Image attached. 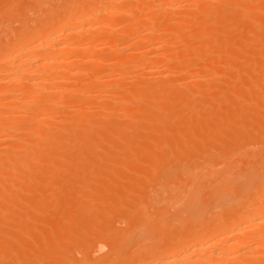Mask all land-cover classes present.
Here are the masks:
<instances>
[{
    "label": "rangeland",
    "instance_id": "obj_1",
    "mask_svg": "<svg viewBox=\"0 0 264 264\" xmlns=\"http://www.w3.org/2000/svg\"><path fill=\"white\" fill-rule=\"evenodd\" d=\"M34 1L35 0H32V1L31 0H4V1L0 0V34L3 31L2 35L5 36V37H2V35H0L1 37L0 39L1 40L3 39L2 40L3 42L0 40V50L2 47H3L2 50H4L5 49L4 47H6L4 45H7V43L8 45H10L11 42L9 41H12L13 37L16 38L19 35L18 30L22 32V35H25L26 32L29 30V27L42 26V25L44 26L45 24H48V22L51 21L52 18H54L52 15H54L55 12H57L58 10H59V13L58 12L56 13V15L58 14L57 17L62 16L63 14L62 10L64 9V6L67 5V4L64 5L65 3H68L67 1H70V2L72 1L75 4L77 3L82 4L83 2L84 4L82 5H86L91 0H83V1L76 0L77 2H75V0H36L35 2ZM37 1L40 4L37 3ZM138 1L139 3H137ZM177 1L178 2H176L177 5H175V8L173 7L171 9L170 8L167 9V11H165V14H162V15L161 14L159 15V13L157 12V15H156L157 18L159 17V19H161L162 24L165 25L161 27V29H159L156 32V34L158 37H162L163 33L164 34L167 33L165 37H167L166 39L168 40V41L166 40V42L163 43V41L159 39L158 41L159 44L157 45L156 43V45L158 47L160 45L159 51L161 53L170 52L171 54H175L173 55L174 58H170L171 60H166L168 62L166 61L162 62L161 59L160 60L158 59L159 56H163V55H160L161 53L157 50L159 48L156 49L157 53L152 50L154 53H156L159 56L151 52V50H150L151 53L145 52V50H147L145 46L146 44L144 45L142 44V42L138 43L140 41L137 42L135 39L136 36H137L136 38L138 39V36H139L138 34L140 32L141 34L145 32L143 27H141L142 29L141 30L139 26L137 27L139 31L141 30L140 32L138 31L139 33L132 34L133 37L131 36V38H128L130 36L129 35L127 37V40H126V36L121 37L122 39H119L120 37L118 39H114L115 42L113 44H116V45L119 44L116 47H119V46L121 47L122 45L120 43L122 42L123 46L130 47V50L132 48H136V50L138 51L142 50L141 53L143 55L145 52V53H148V54H145L146 56H148L149 54H151L150 56H156L155 59L157 58L159 63L158 61L157 63L156 61L154 62V59L152 58L154 63H150L151 65L149 64V62H148V65L142 64V66L144 65V67L145 66H149V67L143 68L141 66L140 69L139 68L137 69L135 67H137L138 64L135 63L136 64L134 65L135 67L132 68L133 63L129 65H127V63H131V61L134 62L133 60L135 58L134 57L133 59H131V61L125 62V65H127L126 68L123 65V68H125L126 71H123L124 69L122 71H114L116 73L114 74V76L112 75L113 77L111 78H115V81L119 79L121 83H119V80L117 81V83L115 81L114 83L112 82V84L114 85L110 86L109 88L110 91L107 88H106V91L104 88L103 90L99 88H95L94 93L100 94V96L98 95L100 98H97V99L93 98V100L86 99L87 101L84 99L83 93L81 94V92H83L84 90L82 85L85 83V82L83 83V81L86 76L85 75L84 76H81V75L74 76L71 79H69V82H68L69 87H73L74 89L72 90L67 86L68 90L66 92L68 93L64 94L65 97L64 98L62 97L63 98L62 106L58 107V110L60 108L63 110L67 107L65 110H63V111H66V110L67 111L64 112V115L62 114L63 111L62 113L60 111L58 115L54 113L53 115L55 116H52L50 117V119H47V121L41 123V126L43 127V129L42 127L41 129L44 131V132L42 131L43 136L41 135L42 132L40 131H39L40 133L38 132L39 134L36 132H32V131H27V133H22L23 132L22 128H20L21 130L20 129L18 130L17 128L16 129V131L18 130L16 132L17 134L14 135V137L11 136L12 138L9 137V139H7L6 134L2 133V135L0 136V151L2 152L3 149L5 150V148H7L6 150L7 152H9L11 150H15V147L17 148L16 150L22 149L17 153V154L21 153L18 156L19 157L18 161L19 160L22 161L20 156L25 157L24 155H26V160H24L25 158L23 160L24 162L27 161L28 164L26 165L27 167L22 165V167L25 169L18 167L22 169L21 171L20 169L18 171V169L16 168L18 174L17 173L15 174L14 172L16 171L14 169H12V171L14 170V172H11L10 168L9 169L6 168L10 162L8 161L9 163H7L6 162L7 160H2L0 158L1 159L0 163H2L3 161V164H0L1 165V168H0L1 169L0 170V188H1L0 189V201H2L0 202V264H35V263L36 264H72V263L73 264L74 263L75 264H121V263L122 264H143V262L145 263V261L147 262L148 259L151 260L153 258L151 256L152 254L155 255L157 252L160 251V249L163 246H166V244L167 245L170 244L172 242L174 234H175L174 236L175 238L176 235L179 236L183 232H185L186 229L187 230L189 229L187 224L185 226L184 221L182 223L179 221L175 222L176 220L170 219L171 220L170 224H168L169 222L168 219L170 218V216L172 215L174 216L176 211L175 210L171 211L172 214H170L168 212L166 213V211L173 210V209L167 210L163 208L164 200L166 201V199L168 198V193L165 191V188L162 186V184H164V180L165 182L167 181V178H168V181L169 179H171L170 182L172 183L173 186H175L174 184L179 185L181 180L176 174H175V177L173 176V178L172 176L166 177L165 173L160 172L162 171V170H159L160 166H163L164 164H167V163H174V164L177 163L176 165L179 164L178 166L180 167H183V165L185 166L190 165L193 167L200 166V165L202 166L209 165V167H212V168L214 167L213 169H217L215 171H218V170L220 171L221 169L224 168V165L221 162L227 157L231 159L233 164L236 163V166H237L235 167L236 172H238L239 170L242 171L248 167L259 166V165L264 166V149H263L264 148V141H263L264 140V119H263L264 113H261V112H264V103H263L264 102V89H263L264 87V77H263L264 76V73H263L264 71V59H263L264 58V0H239V1L238 0H207V1L205 0V2L204 0L202 1L200 0V2L202 3L204 2L205 4L208 5L206 6L203 3L204 7L206 6L205 7L206 10L211 7L214 9H217L215 13H213V11L206 12V10L205 11L198 10L200 6L199 7L197 6V8L195 7V5H192L193 7L192 6L189 7L188 5L185 4L187 3L186 0L185 1L177 0ZM140 2H142L144 5L146 3H149L150 0L149 1L148 0H145V1L144 0H136V1L135 0H122L121 2H119V5L121 4L120 7L121 8L124 7L125 9H127L126 7L128 6L129 10H131L132 8H134L133 6H135V8L132 9V11L135 13H139V11L142 8V7L141 8L139 7L141 6ZM21 4L22 6H20ZM209 4H212V5L209 6ZM237 6L239 9L240 8L241 10L243 9L241 12L242 14L240 13L241 10L239 11L236 10ZM48 8L51 10H49ZM50 11L52 12V14ZM233 11L235 13H233ZM47 12L49 13V15ZM194 12L197 14L199 13V15L197 16H200V17L195 16L196 14ZM121 14H119V16L118 15L113 16V17L111 16L113 20L117 21L118 19V22H115L116 29H122L123 27L126 28L129 26L128 23L130 22L129 21L130 19H128V17L124 18L125 17L124 15L127 16L128 14L125 12H124V15H121ZM50 15L52 16V18ZM128 16L130 17V15ZM48 17H50L51 19L49 20ZM131 17H132L131 19L133 20L135 19L134 16L131 15ZM120 18L122 20H120ZM123 18H124V22H123ZM45 19L47 20V22H45L46 21ZM136 19H139V18H136ZM142 19L140 18V20H134V21L135 22L139 21L138 23L140 25H143V22H145V20H142ZM39 21L40 23L43 22L42 25L41 24L39 25ZM178 21L179 23H184L178 26V28L180 27L179 29L177 28V26L175 27L174 25ZM203 22L208 23V25L206 23H205L206 25H204ZM188 23L190 24V26L191 25L192 26L190 27L189 25H187ZM32 24L33 26H31ZM201 26H204V27H201ZM7 28L8 30H6ZM190 28H192L193 30ZM174 30L178 31L180 35L179 34L175 35L177 33L175 32L174 34ZM110 35L111 34H109L108 36ZM170 36H173V37H170ZM200 38L203 41L199 40ZM187 39H189L190 41L189 40L186 41ZM129 40L132 42L130 43ZM197 40H199L200 42ZM124 41L126 44L123 43ZM160 41L162 44L160 43ZM169 41H172V43ZM175 41L176 43H173ZM195 41L197 42L195 43ZM113 44H111V42H108L105 44L102 41H100L99 43L100 53L98 54L101 55L102 59L105 58L106 60L104 59V61H102V64L101 63H98V65L94 64L92 66L93 68H90L91 67L90 66L89 68L91 70L93 69L95 72H97V74L99 73L100 75L101 74L104 75V73H106L105 75H107L106 71H109L110 69L111 71H113L114 69L113 67L115 66L114 62L116 61L114 57L118 58V56H116L118 50L115 49L114 47V49L117 51L116 53H115V50L113 51ZM106 47H108L109 49L108 48L106 49ZM109 50L110 51L112 50V53ZM127 50H129V48H127ZM240 52H242L243 54H241ZM142 54L141 56L137 57V59L140 57L144 58ZM183 57L185 59H183ZM121 58L123 57H120V59ZM160 58H163V57H160ZM138 60L139 61H136V62L141 63L140 62L141 59H138ZM146 61L147 60H145V63ZM109 63H113L114 66L113 65L111 66V64ZM117 64H119V62ZM163 66H164V70H163ZM180 66L186 67L187 71L184 72L186 68L180 69L181 68ZM176 68L177 70L180 69L179 70L180 73H178L179 75L177 74ZM93 70L92 72L94 73ZM146 71L150 73L146 74ZM181 71L184 74L187 73L185 74L186 77H184L185 76L184 74L182 75ZM258 74H259V77H258ZM187 75H190V77ZM151 76H153L154 78L152 77L153 78L152 79ZM106 77L110 78V76L108 75ZM143 77H145L146 80H144ZM185 78L186 79L189 78L191 81L189 79H187L188 80L187 81ZM147 79H149V83ZM185 80L187 81L185 84H189V82H191V84L189 86L188 85L184 86L185 84L183 85L182 83ZM215 82H217V84ZM115 84H117L116 86H118L119 84L118 89L113 88L115 87ZM246 87H248V90ZM212 91H215V92H212ZM102 92L103 93L107 92L106 94H108L109 97H106L108 95H105ZM102 94L104 95V98H101V96L103 97ZM142 94H144V96ZM126 95L128 97H126ZM48 96H51V95H48ZM249 96H251V98H249ZM64 99H65V102H64ZM82 99L85 100V104L83 103L84 104L83 107L81 105ZM98 99L100 102L98 101ZM174 101L177 104H175ZM96 102H99V104H97ZM244 102H246V106ZM241 103H244L242 104V108H240ZM118 104H120L119 108H118ZM170 106L171 107L173 106V107L171 108ZM180 106L181 107L184 106L182 107L184 110ZM227 106L228 107L230 106L229 108L232 107V110L229 111V108ZM102 108L103 110H101ZM177 108H181V109H177ZM249 108H252V110ZM82 110L86 112L88 111L90 113L87 112L88 115L86 114L84 116V119L79 121L78 114H80V111ZM214 110L216 112H214ZM108 111H110L111 113L110 114L106 113L107 115L106 116L104 112H108ZM158 112H160L159 114L161 115H159ZM242 112H244L243 113L244 117L242 116ZM249 113L252 117L249 115ZM187 114L189 117L186 116ZM67 115L70 116V119H69V116ZM163 115L165 116L164 119H163L164 117ZM175 117H177V119ZM178 117H179V120H178ZM256 117L259 118V120H256ZM56 118L58 119L56 120ZM66 118L69 120H67ZM195 118L198 120H196ZM208 118L209 119L211 118V119L209 120ZM212 118L214 120H212ZM219 119H221L222 121ZM62 120L64 121L66 120L65 121L67 125L66 127L64 126L65 123ZM75 121H79V122H75ZM247 121L248 123H246ZM59 122H61V124ZM156 122L157 124L155 125L154 123ZM228 122H231V123H228ZM233 123L234 125H230ZM223 124H225V126ZM55 125L57 126L58 129L56 128ZM54 126L56 130L55 128H53ZM213 126L215 129L216 128L217 129L215 130ZM46 127L50 128L49 131L45 130L47 129ZM59 129H61V131ZM236 130L239 133V135H241L240 138ZM198 131L201 132V134ZM213 134H215V137ZM217 134L220 137L218 139L216 138ZM236 134L238 136L237 138L243 139V140L241 141L239 140L240 141L239 142L238 139L236 138ZM47 135H49L50 137ZM39 136L43 138L44 141H41L42 139ZM180 136L181 138H183L182 139L183 141L181 140ZM38 137L40 140L38 139ZM46 137L49 138V140H47L46 142V144L49 143L48 144L49 146L45 144V139H48ZM177 137H179L178 140L176 139ZM221 137L223 139H226L227 141L223 142V139ZM14 138L19 141L15 140ZM192 139L194 140V142H196V140L197 141L199 140L198 141L199 143L196 142L194 144ZM14 140L19 142L20 145H18L17 142L15 143ZM117 141H120V142H117ZM228 142L229 144H227ZM96 143L98 144V146H96L97 145ZM25 144H28L27 147L29 148V151L27 147H26V150L23 151V148L25 149ZM29 144H33L31 148ZM34 144L36 147H38V149L34 146ZM231 144H232V147H231ZM216 145H218V147ZM9 146L12 147V149ZM109 147L112 150L114 149V151L112 152V150ZM154 148L157 154H159V156H162V158L159 157L155 153ZM160 148H162L161 149L162 151L159 150ZM240 148H241V151H239ZM70 149L72 151H70ZM85 149L87 152L85 151ZM183 149H186V150L183 151ZM27 152H29L28 154H31L32 157L29 156ZM101 152L104 154H102ZM178 152H180L181 154ZM22 153H24L23 156H22ZM1 154L3 155V153ZM172 154H174L175 157L174 155L172 157ZM184 154H187V155H184ZM179 155H181L182 157H179ZM4 156L2 157L3 159L5 158ZM81 156L83 159L81 158ZM166 158L168 160H166ZM27 159H30V160L28 161ZM31 159L33 160L34 163L31 162L32 161ZM85 160L86 162H84ZM158 160L162 164H159ZM30 163L32 166L30 165ZM157 164L158 166H156ZM2 165L6 169H8L7 170L8 173L4 172V170L6 171V169L2 168ZM116 165L117 166L119 165V166L117 167ZM154 168L156 172H153ZM87 170L90 172H87ZM106 170L107 171L110 170L112 171V173L110 171L108 173ZM56 171L58 172L56 173ZM2 172H4L5 174L7 173V174L5 175ZM9 172L13 174H10ZM151 172L154 173V175ZM20 173L22 175H20ZM134 173L136 174L134 175ZM146 173H149V174H146ZM14 174L17 175V178L14 177L15 176ZM113 174L116 175V177ZM240 174H241L240 175L241 177L242 173ZM12 178H13V181L14 182L16 181L17 183L16 182L14 183L11 180ZM175 178L177 179L176 181H175ZM19 179L22 181V184H20L21 182ZM106 181H107V184H106ZM5 185L6 186L8 185V186L6 187ZM12 186L14 189L10 188ZM261 188H264V185L260 187V189ZM57 189L58 191H56ZM157 189H159V191ZM255 190L253 192H255ZM163 192L165 194L167 193L166 196L165 195L163 196L164 199L159 197L160 194L162 195L164 194ZM149 193L150 194L155 193L153 195L154 197L155 195L156 196L158 195V197H156L157 200L156 198L150 200V198L151 197L153 198V196L151 194V197H149L150 196ZM233 193L235 195L232 194V196H234L232 200L235 199V197L237 196L239 197L241 196V195H238L241 192L239 189H237V187H236V191H234ZM248 193L250 194V192ZM38 194L40 195L38 196ZM243 195H247V194H243ZM227 196L231 198V196L229 195ZM204 199L207 202H210L212 200V198L209 197L208 194L204 196ZM18 201L21 203L20 205L19 203H17ZM89 201H90V204H89L90 206L88 205ZM151 201L153 202L154 205H150L152 204ZM228 202L231 203L232 201H228ZM230 203H228L227 206L224 205V207L216 205L218 208L217 207L212 208L211 211L213 212L212 214H210L211 211L210 213H208L210 215H207L208 216L207 220L210 219L212 222V219H213V222L216 221L215 219H217V215L222 214L223 208H224L223 215H228L229 214L228 212L229 211L231 212L233 210V208L232 210L230 209L233 206V205L231 206ZM95 208L97 211L95 210ZM159 208L160 210L158 212ZM225 208H227V210ZM91 210H93L94 212ZM161 211H163L162 214H160ZM82 212H85L87 215ZM157 213L160 215H157ZM106 216L107 217L109 216V217L107 218ZM163 216L166 218H164ZM210 216L212 217L210 218ZM26 217L29 219H27ZM63 219L65 220L66 223L63 221ZM97 219H98V222H97ZM209 221L207 222L203 221L202 223L205 222L209 224L210 223ZM52 223L53 225H51ZM165 223H167V225ZM154 224H156L157 226L156 225L154 226ZM195 224L198 225V223H195ZM49 228H50V232H49ZM14 229L16 230L14 231ZM67 231L68 233L70 232V234H68ZM21 233H24V234H21ZM2 234L5 236H3ZM115 235L116 237L117 236L118 237L117 238L114 237ZM166 240L167 241L169 240L170 242H167ZM66 241H69V242H66ZM161 244L163 245L161 246ZM135 245L137 246L139 245V246L137 247ZM161 252L163 253V250ZM148 254L152 258L150 257L146 259V256ZM155 256L154 258L158 257V256L156 257ZM59 258H62V259H59Z\"/></svg>",
    "mask_w": 264,
    "mask_h": 264
},
{
    "label": "bare ground",
    "instance_id": "obj_2",
    "mask_svg": "<svg viewBox=\"0 0 264 264\" xmlns=\"http://www.w3.org/2000/svg\"><path fill=\"white\" fill-rule=\"evenodd\" d=\"M4 1V0H3ZM32 1V0H31ZM36 1V0H35ZM34 1V2H35ZM83 1V0H82ZM122 0H91L89 1L86 5H82L84 4L82 2L81 3H72L70 1H67L68 3H65L64 5V9L62 16H58L56 15V13H59V10L57 12H55L54 15H52L54 18L48 17V19L51 21L48 22V24H45L44 26L42 25V23H40L39 21V25L41 24L42 26H33V24L31 26L33 27H29V30L26 32L25 35H22V32L19 31V35L14 38L11 42L10 45H4L6 47H4L5 49H3L2 45H1V50H0V136L3 134H6L7 139L12 138L11 136L14 137V135H16L17 131L22 128V133H27V131H32V132H36L38 133L39 131L42 132L43 127L41 126L42 122L47 121V119H50V117L55 116L53 115L54 113H56V115H58L61 111L65 110V109H59V106H62V100L65 97L64 94L68 93L66 92L68 90L67 86L69 87V79H71L74 76H86L84 81H83V92H81V94L83 93L84 99L86 100H90L93 98L97 99L100 98V94H96L94 93V89L95 88H99L105 89L106 88L109 89L110 86L114 85L112 84V82L114 83L115 78H111L114 76V74L116 72L114 71H126V67L129 64H132V68H134L136 64H138L137 67L135 68H141L142 64L144 65H148L150 63H154L156 61H158V59L163 62H165L166 60H171L170 58H174L173 55L175 54H171L170 52H160V45L159 47L157 46L159 43V39L164 42H166V38L165 35H167V33H163L162 37H158L156 32L161 29V27L165 26L164 24H162L161 19H159V17L157 18V12L159 13V15L161 14H165V11H167V9H171V8H175L176 2H178L177 0H150L149 3H146L143 5L142 2H140L141 6H139L141 8V10L139 11V13H135L132 11V9L135 8V6H133L134 8H132L131 10H129L128 6L126 7L127 9H125L124 7H120L119 2H121ZM136 1V0H135ZM145 1V0H144ZM149 1V0H148ZM181 1V0H180ZM185 1V0H183ZM187 3H185L186 5H188L189 7L192 5H195V7L197 8V6L199 7L198 10L201 11H205L206 10V6H208L207 4H205V0H204V4L206 5L204 7L203 3L200 2V0H186ZM202 1V0H201ZM207 1V0H206ZM239 1V0H238ZM6 2V1H5ZM4 2V3H5ZM8 2V1H7ZM28 2V1H27ZM52 2V1H51ZM75 2H77L75 0ZM246 2V1H245ZM21 3V2H20ZM19 3V4H20ZM32 3V2H31ZM37 3H39L37 1ZM133 3V2H132ZM139 3V1L137 2ZM199 3V4H198ZM202 3V4H201ZM208 3V2H207ZM214 3V2H213ZM262 3V2H261ZM40 4V3H39ZM45 4V3H44ZM219 4V3H218ZM239 4V3H238ZM246 4V3H245ZM2 5V4H1ZM31 5V4H30ZM212 4H209V6H211ZM3 6V5H2ZM22 6V4L20 5ZM32 6V5H31ZM43 6V4H42ZM250 6V5H249ZM29 7V6H28ZM45 7V6H44ZM49 7V6H48ZM193 7V6H192ZM225 7V5H224ZM227 7V6H226ZM50 8V7H49ZM48 8V9H49ZM124 8V9H123ZM232 8V7H231ZM21 9V8H20ZM46 9V8H45ZM61 9V8H60ZM221 9V8H220ZM234 9V8H233ZM261 9V8H260ZM51 10V9H49ZM53 10V9H52ZM136 10V9H135ZM196 10V9H195ZM217 9L214 8H209L206 10V12H212L215 13ZM236 10H241V8L239 9L238 6L236 8ZM243 10V9H242ZM242 10L240 11V13L242 12ZM40 11V10H39ZM42 11V10H41ZM197 11V10H196ZM195 11V12H196ZM221 11V10H220ZM223 11V10H222ZM27 12V11H26ZM37 12V11H36ZM43 12V11H42ZM51 12V11H50ZM124 12L127 13L128 15H130V17L127 15H124ZM194 12V13H195ZM48 13V12H47ZM62 13V12H61ZM122 13V14H121ZM233 13H235L233 11ZM27 14V13H26ZM52 14V12H51ZM119 14L124 15L126 17H128V19H130L129 21V26L126 28H122V29H116V23L118 22L116 20H113L112 17L113 16H119ZM197 15H199V13H195ZM227 14V12H226ZM242 14V13H241ZM49 15V13H48ZM56 15V17H55ZM132 16L135 17L134 20H140V18H144L142 20H145V22H143V25H140L138 22H135L133 19H131ZM201 15V14H200ZM203 15V14H202ZM219 15V14H217ZM34 16V15H33ZM112 16V17H111ZM216 16V15H215ZM214 16V18H215ZM232 16V15H231ZM28 17V16H27ZM26 17V18H27ZM111 17V18H109ZM200 17V16H197ZM196 17V18H197ZM208 17V16H207ZM221 17V16H220ZM29 18V17H28ZM35 18V17H34ZM124 18H123V22H124ZM139 18V19H136ZM165 18V17H164ZM181 18V17H180ZM217 18V17H216ZM178 19V18H177ZM194 19V18H193ZM207 19V18H206ZM28 20V19H27ZM46 20V19H45ZM44 20V21H45ZM120 20H122L120 18ZM133 20V21H132ZM30 21V20H29ZM42 21V20H41ZM47 22V20L45 21ZM44 22V23H45ZM168 22V21H167ZM182 22V20H181ZM184 22V21H183ZM191 22V21H190ZM30 23V22H29ZM120 23V22H119ZM138 23V24H137ZM179 25H178V24ZM175 25V27L180 26L181 24L184 23H179V21L177 22ZM187 23V22H186ZM196 23V22H195ZM194 23V24H195ZM204 25H208V23L203 22ZM206 23V24H205ZM118 24V23H117ZM213 24V23H212ZM231 24V23H230ZM138 25V26H137ZM172 25V23H171ZM187 25L190 26V24L188 23ZM227 25V24H226ZM238 25V24H237ZM257 25V24H256ZM140 26L143 27V29L145 30L144 33L141 34V30L139 31V29L137 27ZM187 26V27H189ZM192 26V25H191ZM190 26V27H191ZM213 26V25H212ZM220 26V25H219ZM258 26V25H257ZM17 27V26H16ZM22 27V26H21ZM194 27V25H193ZM204 27V26H201ZM207 27V26H206ZM214 27V26H213ZM25 28V27H24ZM23 28V30H24ZM119 28V26H118ZM166 28V27H165ZM170 28V26H169ZM180 28V27H179ZM178 28V29H179ZM4 29V28H3ZM137 29V30H136ZM192 29V28H190ZM8 30V28L6 29ZM22 30V31H23ZM164 30V29H163ZM193 30V29H192ZM201 30V29H200ZM199 30V31H200ZM140 33H139V32ZM162 31V30H161ZM181 31V30H180ZM197 31V30H196ZM3 32V31H2ZM2 32L0 35H2ZM167 32V31H166ZM175 32L177 34H175ZM18 33V32H17ZM16 33V34H17ZM21 33V34H20ZM134 33H139L138 35V39L135 37L136 41H140L138 43L142 44H146V49L145 52H156L157 49L160 53V55L163 56H159L156 54L157 56H159V58L155 59L156 56H150L151 54H149L148 56H146L144 52V55L141 53L142 50L138 51L136 50V48H132L130 50V47L128 46H123L122 42L120 43L122 46L120 47H116L118 45L113 44L115 42L114 39H122L121 37H125L126 36V40L127 37L131 38V36L133 37L132 34ZM182 33V32H181ZM197 33V32H196ZM109 34H111L110 36H108ZM174 34L178 35L179 32L174 30ZM203 34V33H202ZM8 35V34H7ZM180 35V34H179ZM186 36V35H185ZM199 36V35H198ZM197 36V37H198ZM247 36V35H246ZM2 37H5L2 35ZM169 37V36H168ZM173 37V36H170ZM175 37V36H174ZM178 37V36H177ZM176 37V38H177ZM196 37V38H197ZM204 37V36H203ZM1 38V37H0ZM174 38V39H176ZM134 39V40H135ZM205 39V38H204ZM207 39V38H206ZM1 40V39H0ZM3 40V39H2ZM1 40V41H2ZM133 40V41H134ZM170 40V39H169ZM189 39H187L186 41H188ZM199 40H202L201 38ZM197 40V41H199ZM209 40V39H208ZM100 41H102L103 43H108L111 42V44H113V51L115 49V53L117 51L116 56H118V58H115V66L113 65V63H109L111 64V66L113 65L114 69L113 71H111V69L107 72V75L110 76V78L106 77L107 75H105L106 73L103 74H97V72L94 71V74L92 72V70L90 68H93L92 66L98 65V63L102 64V61H104V59H102L101 55L98 54L99 52V43ZM130 41V40H129ZM168 41V40H167ZM174 41V40H173ZM181 41V40H180ZM185 41V40H183ZM190 41V40H189ZM195 41V43L197 42ZM203 41V40H202ZM201 41V42H202ZM206 41V40H205ZM3 42V41H2ZM1 42V43H2ZM5 42V41H4ZM120 42V41H119ZM132 41H130L131 43ZM172 43V41H169ZM200 42V41H199ZM215 42V41H214ZM117 43V42H116ZM125 43V41L123 42ZM157 43V45H156ZM161 43V41H160ZM170 43V44H171ZM173 43H176L173 42ZM190 43V42H188ZM194 43V42H193ZM260 43V42H259ZM258 43V44H259ZM6 44V43H5ZM126 44V43H125ZM162 44V43H161ZM186 44V43H185ZM212 44V43H211ZM252 44V43H251ZM115 45V46H114ZM132 45V44H131ZM192 45V44H190ZM205 45V44H204ZM242 45V44H241ZM130 46V45H129ZM143 46V45H142ZM144 46V48H145ZM186 46V45H185ZM183 46V47H185ZM194 46V45H193ZM200 46V45H198ZM101 47V46H100ZM115 47V49H114ZM175 47V46H174ZM190 47V46H189ZM188 47V49H189ZM214 47V46H213ZM247 47V46H246ZM108 47H106L107 49ZM127 48H129V50H127ZM171 48V47H170ZM204 48V47H203ZM105 49V50H106ZM109 49V48H108ZM141 49V48H140ZM187 49V51H188ZM206 49V48H205ZM214 49V48H213ZM219 49V48H218ZM153 50V51H152ZM162 50V48H161ZM165 50V49H164ZM197 50V49H196ZM204 50V49H203ZM215 50V49H214ZM217 50V49H216ZM107 51V50H106ZM110 51V50H109ZM144 51V50H143ZM239 51V50H238ZM251 51V50H250ZM104 52V51H103ZM112 53V50L110 51ZM150 52V53H151ZM186 52V51H185ZM198 52V51H197ZM220 52V51H218ZM152 53V54H153ZM241 54H243L242 52H240ZM239 53V54H240ZM103 54V53H102ZM142 56L144 58H138L141 59V63L136 62L139 61L137 59V57ZM199 54V53H198ZM135 55V56H134ZM138 55V56H136ZM172 55V57H171ZM200 55V54H199ZM191 56V55H190ZM189 56V57H190ZM201 56V55H200ZM206 56V55H204ZM120 57H123L120 59ZM135 57V58H134ZM163 57V58H160ZM242 57V55H241ZM134 58V59H133ZM154 62H153V59ZM191 58V57H190ZM189 58V59H190ZM193 58V57H192ZM200 58V57H199ZM258 58V57H257ZM263 58V57H262ZM121 61H119V60ZM131 59L134 60L131 61ZM137 59V60H136ZM164 59V60H162ZM182 59V58H181ZM183 59H185L183 57ZM188 59V58H187ZM195 59V57H194ZM204 59V58H203ZM264 59V58H263ZM106 60V59H105ZM124 60V61H123ZM145 60L146 63H145ZM230 60V59H229ZM131 61V63H127V65H125V62H129ZM160 61V62H161ZM237 61V60H236ZM119 62V64H117ZM143 62V63H142ZM168 62V61H166ZM244 62V61H243ZM136 63V64H135ZM159 63V61H158ZM246 63V62H245ZM108 64V65H109ZM166 64V63H165ZM186 64V63H185ZM210 64V63H209ZM123 65L125 66V68H123ZM142 66L143 68H147L149 66ZM151 65V64H150ZM158 65V64H157ZM91 66V67H90ZM178 66V65H177ZM90 67V68H89ZM181 67V66H180ZM152 68V67H151ZM158 68V67H157ZM182 68H186V67H181ZM220 68V67H219ZM261 68V67H260ZM101 69V68H100ZM180 69L177 70V74L180 73ZM189 69V68H188ZM213 69V68H212ZM226 69V68H225ZM245 69V68H244ZM99 70V69H98ZM153 70V69H152ZM162 70V69H161ZM163 70H164V66H163ZM208 70V69H207ZM234 70V69H233ZM252 70V69H251ZM105 71V70H104ZM133 71V70H132ZM135 71V70H134ZM157 71V70H156ZM183 71V70H182ZM181 71L182 75L184 74ZM187 71L184 70V72ZM226 71V70H225ZM99 72V71H98ZM114 72V73H112ZM153 72V71H152ZM202 72V71H201ZM208 72V71H207ZM210 72V71H209ZM213 72V71H212ZM231 72V71H230ZM124 73V72H123ZM150 73L146 71V74ZM164 73V72H163ZM192 73V72H190ZM236 73V72H235ZM264 73V71H263ZM187 74V73H185ZM184 74V75H185ZM216 74V73H215ZM237 74V73H236ZM113 75V76H112ZM154 75V74H153ZM179 75V74H178ZM181 75V74H180ZM90 76V77H88ZM190 77V75H187ZM214 76V75H212ZM218 76V75H216ZM226 76V75H225ZM235 76V74H234ZM105 77V78H104ZM128 77V76H127ZM153 76H151L152 78ZM186 77V75L184 76ZM192 77V76H191ZM206 77V76H205ZM209 77V76H208ZM259 77V74H258ZM264 77V76H263ZM89 78V79H87ZM117 78V77H116ZM154 78V77H153ZM152 78V79H153ZM207 78V77H206ZM236 78V77H235ZM245 78V77H244ZM78 79V78H77ZM129 79V78H128ZM144 80H146L145 77H143ZM150 79V78H149ZM149 79H147L148 83H149ZM186 79V78H185ZM189 79V78H187ZM186 79V80H187ZM226 79V78H225ZM260 79V78H259ZM81 80V79H80ZM117 80V79H116ZM119 80V79H118ZM117 80V81H118ZM143 80V81H144ZM155 80V79H154ZM184 81L182 84L184 85L187 81ZM190 80V79H189ZM117 81H115L117 83ZM122 81V80H121ZM153 81V80H152ZM191 81V80H190ZM208 81V80H207ZM206 81V82H207ZM230 81V80H229ZM257 81V80H256ZM263 81V80H262ZM177 82V81H176ZM193 82V80H192ZM195 82V81H194ZM258 82V81H257ZM260 82V81H259ZM119 83L120 80H119ZM178 83V82H177ZM217 84V82H215ZM239 83V82H238ZM242 83V82H241ZM123 84V83H122ZM191 82H189V84H185L186 85H190ZM212 84V83H211ZM220 84V83H218ZM71 85V84H70ZM117 84H115V87L113 88H117L118 86H116ZM157 85V84H155ZM225 85V84H224ZM249 85V84H248ZM255 85V84H253ZM260 85V83H259ZM258 85V86H259ZM263 85V84H262ZM146 86V85H145ZM171 86V85H170ZM251 86V85H250ZM139 87V86H138ZM179 87V86H178ZM181 87V86H180ZM235 87V86H234ZM232 87V88H234ZM257 87V86H256ZM70 89H74L73 87H69ZM76 88V87H75ZM122 88V87H121ZM126 88V86H125ZM231 88V87H230ZM248 90V87H246ZM252 88V87H251ZM255 88V87H254ZM69 89V90H70ZM77 89V88H76ZM120 89V88H119ZM139 89V88H137ZM209 89V88H208ZM242 89V88H241ZM264 89V87H263ZM98 90V89H97ZM114 90V89H113ZM116 90V89H115ZM252 90V89H251ZM254 90V89H253ZM258 90V89H257ZM76 91V90H75ZM101 91V90H100ZM108 91V90H107ZM110 91V89H109ZM108 91V92H109ZM196 91V90H195ZM241 91V90H240ZM72 92V91H71ZM70 92V93H71ZM99 92V91H98ZM215 92V91H212ZM100 93V92H99ZM103 93V92H102ZM107 93V92H106ZM105 92L103 94H106ZM114 93V91H113ZM112 93V94H113ZM123 93V92H122ZM247 93V92H246ZM254 93V92H253ZM259 93V92H258ZM102 94V95H103ZM51 95V96H48ZM99 95V96H98ZM144 96V94H142ZM148 95V94H147ZM170 95V94H169ZM187 95V94H186ZM189 95V94H188ZM232 95V94H231ZM139 96V95H138ZM196 96V95H195ZM63 97V98H62ZM106 97H109L106 96ZM126 97H128L126 95ZM134 97V96H133ZM185 97V96H184ZM214 97V96H213ZM255 97V96H254ZM101 98H104L101 96ZM135 98V97H134ZM202 98V97H201ZM209 98V97H208ZM219 98V97H218ZM235 98V97H234ZM249 98H251V96H249ZM67 99V98H66ZM82 99V107L85 104V100ZM133 99V98H132ZM187 99V98H186ZM207 99V97H206ZM223 99V98H222ZM263 99V98H262ZM86 100V101H87ZM130 100V99H129ZM224 100V99H223ZM99 101V99H98ZM201 101V100H200ZM222 101V100H221ZM229 101V100H228ZM242 101V100H241ZM262 101V100H261ZM65 102V99H64ZM100 102V101H99ZM99 102H96L97 104H99ZM115 102V101H114ZM161 102V101H160ZM159 102V103H160ZM190 102V101H189ZM227 102V101H226ZM84 103V104H83ZM158 103V102H157ZM175 103V101H174ZM188 103V102H187ZM216 103V102H214ZM235 103V101H234ZM245 106H246V102ZM241 103V107L242 108V104ZM261 103V102H260ZM264 103V102H263ZM114 104V103H113ZM125 104V103H124ZM177 104V103H175ZM182 104V103H181ZM250 104V103H249ZM253 104V103H252ZM251 104V105H252ZM80 105V106H81ZM115 105V104H114ZM167 105V104H166ZM185 105V104H184ZM202 105V104H201ZM221 105V104H220ZM179 106V105H178ZM193 106V105H192ZM120 107V104H118V108ZM160 107V106H159ZM171 107V106H170ZM173 107V106H172ZM171 107V108H172ZM181 107V106H180ZM184 107V106H182ZM181 107V108H182ZM205 107V106H204ZM220 107V106H219ZM228 107V106H227ZM230 107V106H229ZM228 107V108H229ZM235 107V106H233ZM248 107V105H247ZM117 108V107H116ZM181 108H177V109H181ZM188 108V107H187ZM209 108V107H208ZM82 109V108H81ZM183 109V108H182ZM206 109V108H205ZM234 109V108H233ZM252 110V108H249ZM248 109V110H249ZM103 110V108L101 109ZM108 110V109H107ZM110 110V109H109ZM125 110V109H124ZM184 110V109H183ZM189 110V109H188ZM192 110V109H191ZM190 110V111H191ZM216 110V109H215ZM214 110V112H216ZM218 110V109H217ZM232 110V107L229 108V111ZM245 110V109H243ZM257 110V109H256ZM67 111V110H66ZM63 111V115L64 112ZM144 111V110H143ZM147 111V110H146ZM171 111V110H170ZM182 111V110H180ZM193 111V110H192ZM235 111V110H233ZM237 111V110H236ZM263 111V110H262ZM88 112V111H87ZM86 111L82 110L80 111V114H78V119L79 121H81L82 119H84V116L87 114ZM157 112V111H156ZM201 112V111H200ZM203 112V111H202ZM206 112V111H205ZM224 112V111H223ZM90 113V112H88ZM92 113V112H91ZM94 113V112H93ZM97 113V112H96ZM99 113V112H98ZM105 115L106 113H111L110 111L108 112H104ZM113 113V112H112ZM147 113V112H146ZM151 113V112H150ZM160 112H158L159 114ZM188 113V112H187ZM233 113V112H232ZM237 113V112H236ZM239 113V112H238ZM244 112H242V116ZM252 113V112H251ZM264 113V112H261ZM108 114V115H109ZM167 114V113H166ZM173 114V113H171ZM192 114V112H191ZM88 115V114H87ZM161 115V114H159ZM181 115V114H180ZM240 115V114H239ZM248 115V114H247ZM250 115V113H249ZM253 115V114H252ZM69 116V115H67ZM72 116V115H71ZM107 116V115H106ZM164 116V115H163ZM182 116V115H181ZM185 116V115H184ZM188 116V114L186 115ZM200 116V115H199ZM251 116V115H250ZM260 116V115H259ZM66 117V116H65ZM136 117V116H135ZM189 117V116H188ZM212 117V115H211ZM215 117V115H214ZM236 117V115H235ZM242 117V119H243ZM252 117V116H251ZM255 117V116H254ZM262 117V116H261ZM137 118V117H136ZM147 118V117H146ZM156 118V117H155ZM165 118V116L163 117V119ZM177 119V117H175ZM246 118V117H245ZM244 118V119H245ZM58 118H56L57 120ZM63 119V118H62ZM65 119V118H64ZM67 119V118H66ZM70 119V116H69ZM67 119V120H69ZM74 119V117H73ZM181 119V118H180ZM186 119V118H184ZM189 119V118H187ZM196 119V118H195ZM209 119V118H208ZM211 119V118H210ZM209 119V120H210ZM216 119V118H215ZM264 119V118H263ZM55 120V121H56ZM61 120V119H60ZM59 120V121H60ZM89 120V119H88ZM110 120V119H109ZM162 120V119H161ZM179 120V117H178ZM198 120V119H196ZM195 120V121H196ZM208 120V121H209ZM212 120H214L212 118ZM211 120V121H212ZM221 120V119H219ZM255 120V118H254ZM256 120H259V118L256 117ZM64 121V120H62ZM66 121V120H65ZM64 121V123H65ZM71 121V120H70ZM79 121H75V122H79ZM117 121V120H116ZM175 121V120H173ZM172 121V122H173ZM187 121V120H186ZM206 121V122H208ZM222 121V120H221ZM226 121V120H225ZM238 121V119H237ZM251 121V119H250ZM68 122V121H67ZM108 122V121H107ZM179 122V121H178ZM205 122V121H204ZM213 122V121H212ZM224 122V120H223ZM245 122V121H244ZM261 122V121H260ZM49 123V122H48ZM58 123V122H57ZM61 124V122H59ZM231 123V122H228ZM227 123V124H228ZM248 123V121L246 122ZM54 124V123H53ZM79 124V123H77ZM155 125L157 124L154 123ZM170 124V123H169ZM190 124V123H189ZM226 124V125H227ZM244 124V123H243ZM43 125V124H42ZM137 125V123H136ZM204 125V124H203ZM210 125V124H208ZM220 125V123H219ZM225 126V124H223ZM230 125H234L230 124ZM255 125V124H254ZM40 126V127H39ZM56 126V125H55ZM55 126L53 128H55ZM63 126V125H62ZM65 127L67 126L66 123L64 125ZM89 126V125H88ZM174 126V125H173ZM176 126V125H175ZM205 126V125H204ZM218 126V124H217ZM229 126V125H228ZM240 126V125H238ZM42 127V129H41ZM51 127V126H50ZM94 127V126H93ZM232 127V126H231ZM263 127V126H262ZM18 128V130L16 131V129ZM41 130H40V129ZM45 128V127H44ZM47 128V127H46ZM57 128V126H56ZM55 128V130H56ZM91 128V127H90ZM214 128V126H213ZM226 128V127H225ZM234 128V127H233ZM256 128V127H255ZM50 128L45 129L46 131H49ZM58 129V128H57ZM92 129V128H91ZM136 129V128H135ZM215 129V128H214ZM217 129V128H216ZM215 129V130H216ZM21 130V129H20ZM54 130V131H55ZM61 131V129H59ZM82 130V129H81ZM211 130V129H210ZM53 131V132H54ZM92 131V130H91ZM124 131V130H123ZM129 131V130H128ZM221 131V130H219ZM39 132V133H40ZM44 132V131H43ZM43 132L41 133V135L43 134ZM79 132V131H78ZM83 132V131H82ZM135 132V131H134ZM199 132V131H198ZM211 132V131H210ZM237 132V130H236ZM251 132V131H250ZM38 133V134H39ZM65 133V132H64ZM88 133V132H87ZM93 133V132H92ZM201 134V132H199ZM203 133V132H202ZM235 133V132H234ZM238 133V132H237ZM51 134V133H50ZM54 134V133H53ZM57 134V133H56ZM55 134V135H56ZM74 134V133H73ZM156 134V133H155ZM216 134V133H215ZM215 134L214 137H215ZM230 134V132H229ZM25 135V134H24ZM31 135V134H30ZM33 135V134H32ZM65 135V134H64ZM67 135V134H66ZM123 135V134H122ZM178 135V134H177ZM197 135V134H196ZM228 135V133H227ZM239 135V133H238ZM256 135V134H255ZM4 136V135H3ZM34 136V135H33ZM37 136V135H36ZM43 136V135H42ZM49 136V135H47ZM60 136V135H59ZM63 136V135H62ZM124 136V135H123ZM122 136V137H123ZM189 136V135H188ZM192 136V134H191ZM211 136V135H210ZM241 135H239L240 138ZM16 137V136H15ZM18 137V136H17ZM30 137V136H29ZM35 137V136H34ZM40 137V136H39ZM38 137V139H39ZM45 137V136H44ZM50 137V136H49ZM57 137V136H56ZM61 137V136H60ZM69 137V135H68ZM121 137V136H120ZM155 137V136H154ZM169 137V136H168ZM237 134H236V138H237ZM6 138V137H5ZM41 138V137H40ZM48 138V137H46ZM132 138V137H131ZM179 137H177L176 139L178 140ZM181 138V136H180ZM196 138V136H195ZM193 138V139H195ZM217 139L220 138L217 134ZM222 138V137H221ZM238 139V141L243 140V139ZM15 139V138H14ZM33 139V137H32ZM41 141H44L43 138H41ZM45 139V138H44ZM108 139V138H107ZM165 139V138H163ZM169 139V138H168ZM175 139V138H174ZM183 138H181L182 140ZM192 139V140H193ZM223 139V138H222ZM262 139V138H261ZM4 140V139H3ZM17 140V139H15ZM14 142L16 143L17 141ZM26 140V139H25ZM36 140V139H35ZM40 140V139H39ZM48 139H45V144L47 142ZM162 140V139H161ZM203 140V139H202ZM201 140V141H202ZM205 140V139H204ZM208 140V139H207ZM235 140V139H234ZM257 140V139H256ZM263 140V139H262ZM33 141V140H32ZM51 141V140H50ZM100 141V140H99ZM164 141V140H163ZM169 141V140H168ZM183 141V140H182ZM191 141V140H190ZM199 141V140H198ZM197 140L196 142L199 143ZM206 141V140H205ZM204 141V142H205ZM227 141L226 139H223V142ZM233 141V139H232ZM239 141V142H240ZM264 141V140H263ZM23 142V141H21ZM120 142V141H117ZM194 142V140H193ZM194 142V144L196 143ZM230 142V141H229ZM229 142L227 144H229ZM243 142V141H242ZM241 142V143H242ZM18 145L19 142H17ZM42 143V142H41ZM44 143V142H43ZM105 143V142H104ZM137 143V142H136ZM152 143V142H151ZM157 143V142H156ZM207 143V142H206ZM49 144V143H48ZM46 144V145H48ZM55 144V143H54ZM79 144V143H77ZM97 144V143H96ZM106 144V143H105ZM158 144V143H157ZM156 144V145H157ZM176 144V143H175ZM15 145V144H14ZM22 145V144H21ZM28 144H25V149L23 148V151L26 150ZM30 148L33 144H29ZM43 145V144H42ZM45 145V146H46ZM69 145V144H68ZM67 145V147H68ZM71 145V144H70ZM103 145V144H102ZM107 145V144H106ZM123 145V144H122ZM155 145V144H154ZM219 145V144H218ZM218 145H216L218 147ZM239 145V144H238ZM256 145V144H255ZM35 146V144H34ZM49 146V145H48ZM89 146V145H88ZM93 146V145H92ZM98 146V144L96 145ZM136 146V145H135ZM194 146V145H193ZM198 146V145H197ZM228 146V145H227ZM10 147V146H9ZM8 147V148H9ZM24 147V146H22ZM36 147V146H35ZM40 147V146H39ZM72 147V146H71ZM159 147V146H158ZM199 147V146H198ZM232 147V144H231ZM248 147V146H247ZM12 149V147H10ZM14 148V147H13ZM20 148V146H19ZM28 148V147H27ZM33 148V147H32ZM38 149V147H36ZM42 148V147H41ZM44 148V147H43ZM70 148V147H69ZM68 148V149H69ZM91 148V147H90ZM110 148V147H109ZM179 148V147H178ZM184 148V147H183ZM186 148V146H185ZM189 148V147H187ZM3 149V148H2ZM1 149V150H2ZM7 148H5L6 150ZM10 149V150H11ZM15 147V150H11L9 152H7V150L5 151L3 149V151H0V154L3 153V155H0V158L2 160H7L6 162L9 163L8 166L6 168H10L11 172H14V170L16 172H14L15 174L17 172L16 168L19 169L18 167H21L22 169H25L22 167V165H24L25 167H27L26 165L28 164L27 161L24 162V160H26V155H24V153H22V156L24 155L25 157H21V160L23 161H18L19 159V155L21 154H17L20 150L22 149H18ZM35 149V148H34ZM111 149V148H110ZM140 149V148H139ZM162 148H160L159 150H161ZM167 149V148H166ZM249 149V148H247ZM254 149V148H253ZM264 149V148H263ZM31 150V149H30ZM112 150V149H111ZM155 150V148H154ZM174 150V149H173ZM172 150V152H173ZM186 149H183V151ZM192 150V149H191ZM205 150V149H204ZM210 150V149H209ZM219 150V149H218ZM246 150V149H245ZM16 151V152H14ZM22 151V152H23ZM29 151V148H28ZM32 151V150H31ZM70 151H72L70 149ZM69 151V152H70ZM86 151V149H85ZM102 151V150H101ZM110 151V150H109ZM114 151V149L112 150V152ZM158 151V150H157ZM162 151V150H161ZM160 151V152H161ZM164 151V150H163ZM171 151V150H170ZM180 151V150H179ZM182 151V150H181ZM212 151V150H211ZM241 151V148L240 150ZM253 151V150H252ZM7 152V153H6ZM87 152V151H86ZM117 152V151H116ZM122 152V151H121ZM214 152V151H213ZM244 152V151H243ZM257 152V151H256ZM29 152H27L28 154ZM66 153V152H65ZM92 153V152H91ZM102 153V152H101ZM133 153V152H132ZM155 153L157 154L156 150ZM176 153V152H175ZM180 153V152H178ZM186 153V151H185ZM194 153V152H193ZM211 153V152H210ZM229 153V152H228ZM235 153V152H234ZM37 154V153H36ZM35 154V155H36ZM68 154V153H67ZM89 154V153H88ZM104 154V153H102ZM154 154V153H153ZM181 154V153H180ZM212 154V153H211ZM5 155V156H4ZM29 156L32 157L31 154H28ZM38 155V154H37ZM130 155V154H129ZM159 156V154H157ZM167 155V154H165ZM174 154H172L173 157ZM178 155V154H177ZM183 155V153H182ZM187 155V154H184ZM202 155V153H201ZM237 155V154H236ZM240 155V154H239ZM5 157L4 159L2 157ZM90 156V155H89ZM92 156V155H91ZM107 156V155H105ZM7 157V158H6ZM162 158V156H159ZM171 157V158H172ZM175 157V155H174ZM179 157H182L181 155H179ZM204 157V156H203ZM244 157V156H243ZM247 157V156H246ZM252 157V156H251ZM25 158V159H24ZM49 158V157H48ZM82 158V156H81ZM135 158V157H133ZM150 158V157H149ZM168 158V157H167ZM166 158V160H168ZM170 158V156H169ZM241 158V156H240ZM0 159V162H1ZM24 159V160H23ZM83 159V158H82ZM120 159V158H119ZM165 159V158H164ZM28 161L30 159H27ZM32 160V159H31ZM9 161V162H8ZM48 161V160H47ZM50 161V160H49ZM126 161V160H125ZM32 163L33 160L31 161ZM77 162V161H76ZM80 162V161H79ZM86 162V160L84 161ZM103 162V161H102ZM127 162V161H126ZM159 164L160 161L158 160ZM26 163V164H25ZM133 163V162H132ZM224 165V168L221 169L220 171H215L217 169H213L212 167H209V165H200V166H190V165H183V167H180L174 163H167L164 164L163 166H160L159 170H162L160 172L165 173L166 177H170L173 176L175 177V174L180 178L181 182L179 183V185L174 184L175 186L172 185V183L170 182L171 179L167 178V181L165 182L164 179V184H162V186L165 188V191L168 193V198L166 199V201L164 200V204H163V208L164 209H173V210H169L166 211V213H170L172 214L171 211H176V213L174 214L173 218L172 216H170V218L168 219V224H170L171 220H176L175 222L179 221L182 222L184 221L185 226L186 224L188 225V230L186 229L185 232H183L181 235L177 236L172 239V242L170 244H166V246H163L160 249L159 252H157L155 255L158 256L157 258H154V254H152L151 256L148 254L146 256V259L148 258H152L151 260L148 259V261L145 263L143 262V264H264V188H261L264 185V166L259 165V166H253V167H248L244 170H239L238 172H236V163H232L231 159L229 157H227L226 159L222 160L221 162ZM220 163V164H221ZM3 164V161L2 163ZM6 164V163H5ZM38 164V163H37ZM81 164V163H80ZM154 164V162H153ZM186 164V163H185ZM189 164V163H187ZM219 164V163H218ZM31 165V163H30ZM46 165V163H45ZM62 165V164H61ZM90 165V164H89ZM238 165V164H237ZM256 165V164H255ZM32 166V165H31ZM117 166V165H116ZM115 166V167H116ZM119 166V165H118ZM117 166V167H118ZM158 166V164L156 165ZM30 167V166H29ZM28 167V168H29ZM37 167V166H36ZM92 167V166H91ZM97 167V166H96ZM113 167V166H112ZM1 168V165H0ZM2 168H5L2 165ZM5 168V169H6ZM114 168V167H113ZM121 168V167H120ZM218 168V167H217ZM4 170V172H7ZM12 169H14L12 171ZM20 169V171L22 170ZM59 169V168H58ZM99 169V168H98ZM142 169V168H141ZM158 169V168H156ZM1 170V169H0ZM36 170V169H35ZM40 170V168H39ZM82 170V169H81ZM92 170V169H91ZM59 171V170H58ZM56 171V173L58 172ZM61 171V170H60ZM100 171V170H99ZM107 171V170H106ZM110 171V170H109ZM109 171H107L109 173ZM2 172V173H4ZM87 172H90L87 170ZM105 172V171H104ZM112 173V171H110ZM147 172V170H146ZM150 172V170H149ZM156 172L155 168L154 171ZM8 173V172H7ZM6 173V174H7ZM10 173V172H9ZM84 173V172H83ZM82 173V174H83ZM120 173V172H119ZM122 173V172H121ZM133 173V172H132ZM152 173V172H151ZM158 173V172H157ZM162 173V174H163ZM240 173H242V178L240 177ZM5 174V173H4ZM5 174V175H6ZM13 174V173H10ZM14 174V175H15ZM35 174V173H34ZM88 174V173H87ZM91 174V173H90ZM136 173H134L135 175ZM149 174V173H146ZM154 175V173H152ZM173 174V175H172ZM2 175V174H1ZM20 175H22L20 173ZM48 175V174H47ZM56 175V174H55ZM63 175V174H62ZM114 175V174H113ZM151 175V174H150ZM32 176V175H30ZM45 176V175H44ZM70 176V175H69ZM93 176V175H91ZM89 176V177H91ZM116 177V175H114ZM130 176V175H129ZM244 176V177H243ZM15 178H17V175L14 176ZM46 177V176H45ZM49 177V176H48ZM125 177V176H124ZM141 177V176H140ZM149 177V176H148ZM164 177V178H166ZM101 178V177H100ZM131 178V177H130ZM52 179V178H51ZM107 179V178H106ZM142 179V178H141ZM13 181V178L11 179ZM20 180V179H19ZM46 180V179H45ZM161 180V181H162ZM174 180V179H173ZM177 179L175 178V181ZM38 181V180H37ZM60 181V180H59ZM109 181V180H108ZM117 181V180H116ZM14 182V181H13ZM16 182V181H15ZM14 182V183H15ZM20 184H22V181L20 180ZM26 182V181H25ZM39 182V181H38ZM51 182V181H50ZM131 182V181H130ZM179 182V181H178ZM17 183V182H16ZM135 183V182H134ZM5 184V183H4ZM7 184V183H6ZM10 184V183H9ZM90 184V183H89ZM107 184V181H106ZM109 184V183H108ZM133 184V183H132ZM136 184V183H135ZM27 185V184H26ZM45 185V184H44ZM47 185V184H46ZM97 185V184H95ZM113 185V184H112ZM134 185V184H133ZM150 185V183H149ZM239 185V186H238ZM6 186V185H5ZM8 186V185H7ZM6 186V187H7ZM11 186V185H10ZM159 186V185H158ZM161 186V187H162ZM15 187V186H14ZM20 187V186H19ZM22 187V186H21ZM77 187V186H76ZM81 187V186H80ZM136 187V186H135ZM236 187L237 189L240 190V197L237 196L235 197V199L232 200V198H234V196H232V194H234L233 192L236 191ZM239 187V188H238ZM241 187V188H240ZM258 187V188H257ZM10 188H13L10 187ZM52 188V187H51ZM96 188V187H95ZM98 188V187H97ZM110 188V187H109ZM1 189V188H0ZM14 189V188H13ZM59 189V187H58ZM58 189L56 191H58ZM104 189V188H103ZM117 189V188H116ZM125 189V188H124ZM135 189V188H133ZM163 189V188H162ZM255 192H253L254 190ZM11 190V189H10ZM67 190V189H66ZM83 190V189H81ZM159 191V189H157ZM12 191V190H11ZM73 191V189H72ZM87 191V190H86ZM120 191V190H119ZM125 191V190H124ZM157 191V192H158ZM161 191V189H160ZM13 192V191H12ZM250 192V194L248 193ZM33 193V191H32ZM35 193V192H34ZM52 193V192H50ZM91 193V192H89ZM106 193V192H105ZM161 193V192H159ZM164 193V192H163ZM166 193V194H167ZM206 193V194H205ZM9 194V193H8ZM12 194V193H11ZM41 194V193H40ZM38 194V196L40 195ZM49 194V193H48ZM63 194V193H62ZM152 196L155 194L151 193ZM151 194L149 193V197H151ZM166 194L164 193L163 195L160 194V198H163V196ZM209 195V197L212 198V200L210 202H207L204 199L205 195ZM236 194V195H237ZM243 194H247V195H243ZM30 195V194H29ZM80 195V194H79ZM78 195V196H79ZM131 195V194H130ZM227 195L231 196L228 197ZM235 195V194H234ZM6 196V195H5ZM61 196V195H60ZM148 196V195H147ZM32 197V196H31ZM106 197V196H105ZM148 197V198H149ZM156 197H158V195L155 197L153 196V198L151 197V199H155ZM52 198V196H51ZM54 198V197H53ZM72 198V197H71ZM110 198V197H109ZM231 200H230V199ZM10 199V198H9ZM90 199V198H89ZM134 199V198H133ZM164 199V198H163ZM83 200V199H82ZM85 200V199H84ZM87 200V199H86ZM115 200V199H114ZM135 200V199H134ZM137 200V199H136ZM157 200V198H156ZM15 201V200H14ZM76 201V200H75ZM91 201V200H90ZM90 201L88 203V205L90 204ZM149 201V200H148ZM228 201H232L231 203ZM2 202V201H0ZM50 202V201H49ZM152 202V201H151ZM19 203V205L21 204L19 201L17 202ZM94 203V202H93ZM102 203V202H101ZM109 203V202H108ZM130 203V202H129ZM230 203L231 207L230 209L233 210L230 212H228V215H223V210H222V214L221 215H217V219H215L216 221L212 222L211 220H207L208 216L212 214L213 211L212 208H215L217 206H222L224 207L227 206V204ZM4 204V203H3ZM23 204V203H22ZM96 204V202H95ZM128 204V203H127ZM229 204V205H230ZM101 205V204H99ZM129 205V204H128ZM146 205V203H145ZM150 205H154L153 202ZM217 205V206H216ZM5 206V205H4ZM8 206V205H7ZM90 206V205H89ZM93 206V205H92ZM37 207V206H36ZM39 207V205H38ZM45 207V206H44ZM102 207V206H101ZM158 207V206H157ZM221 207V208H222ZM89 208V207H88ZM148 208V207H147ZM218 208V207H217ZM220 208V209H221ZM87 209V208H86ZM90 209V208H89ZM227 210V208H225ZM31 210V209H30ZM96 210V208H95ZM160 208L158 209L159 212ZM86 211V210H85ZM93 211V210H91ZM97 211V210H96ZM211 211V213H210ZM2 212V211H1ZM35 212V211H34ZM87 212V211H86ZM90 212V211H89ZM94 212V211H93ZM163 211L160 212V214H162ZM226 212V213H227ZM22 213V212H20ZM30 213V212H29ZM85 213V212H82ZM92 213V212H91ZM96 213V212H95ZM106 213V212H105ZM210 213V214H208ZM225 213V214H226ZM4 214V213H3ZM8 214V213H7ZM13 214V213H12ZM24 214V213H23ZM36 214V213H34ZM86 214V213H85ZM157 213V215H160ZM25 215V214H24ZM84 215V214H83ZM87 215V214H86ZM106 215V214H105ZM118 215V213H117ZM156 215V216H157ZM168 215V214H167ZM165 215V216H167ZM7 216V215H6ZM16 216V215H15ZM98 216V215H97ZM3 217V216H2ZM33 217V216H32ZM92 217V216H91ZM94 217V216H93ZM107 217V216H106ZM109 217V216H108ZM107 217V218H108ZM115 217V216H113ZM164 217V216H163ZM212 216H210L211 218ZM4 218V217H3ZM27 218V217H26ZM98 218V217H97ZM166 218V217H164ZM29 219V218H27ZM158 219V218H157ZM163 219V218H162ZM171 219V220H170ZM73 220V219H72ZM154 220V219H153ZM159 220V219H158ZM165 220V219H164ZM167 220V219H166ZM3 221V220H2ZM6 221V220H5ZM31 221V220H30ZM63 221L65 222V220L63 219ZM152 221V220H151ZM203 221L207 222L209 221L210 223H202ZM20 222V221H19ZM98 222V219H97ZM155 222V221H154ZM178 222V223H179ZM34 223V222H33ZM66 223V222H65ZM101 223V222H100ZM156 223V222H155ZM172 223V222H171ZM195 223H198V225H196ZM201 223V224H199ZM14 224V223H13ZM35 224V223H34ZM83 224V223H82ZM87 224V223H86ZM167 225V223H165ZM181 224V223H180ZM26 225V224H25ZM53 225V223L51 224ZM91 225V224H90ZM93 225V224H92ZM156 224H154L155 226ZM172 225V224H171ZM177 225V224H176ZM191 225V226H189ZM70 226V225H68ZM81 226V225H80ZM157 226V225H156ZM178 226V225H177ZM182 226V225H181ZM184 226V227H185ZM148 227V226H147ZM168 227V226H167ZM170 227V226H169ZM77 228V227H76ZM111 228V227H110ZM118 229V228H117ZM145 229V228H144ZM165 229V228H164ZM170 229V228H169ZM168 229V230H169ZM173 229V228H172ZM16 229H14L15 231ZM43 230V229H42ZM97 230V229H95ZM175 231V230H174ZM180 231V230H179ZM183 231V230H182ZM34 232V231H33ZM47 232V231H46ZM49 232H50V228H49ZM56 232V231H55ZM136 232V231H135ZM172 232V231H171ZM37 233V231H36ZM68 233V231H67ZM85 233V232H84ZM137 233V232H136ZM151 233V232H150ZM158 233V232H156ZM24 234V233H21ZM70 234V232L68 233ZM72 234V233H71ZM119 234V233H118ZM132 234V233H131ZM3 235V234H2ZM19 235V234H18ZM110 235V234H109ZM117 235V234H116ZM116 235L114 237H116ZM120 235V234H119ZM136 235V234H135ZM5 236V235H3ZM51 236V235H50ZM73 236V235H72ZM97 236V235H96ZM102 236V235H101ZM106 236V235H105ZM140 236V235H139ZM142 236V235H141ZM147 236V235H146ZM155 236V235H154ZM10 237V236H9ZM26 237V236H25ZM118 237V236H117ZM116 237V238H117ZM145 237V236H144ZM143 237V238H144ZM148 237V236H147ZM11 238V237H10ZM27 238V237H26ZM52 238V237H51ZM70 238V237H69ZM8 239V238H6ZM28 239V238H27ZM42 239V237H41ZM86 239V238H85ZM104 239V238H103ZM109 239V238H108ZM154 239V238H153ZM30 240V239H29ZM36 240V238H35ZM64 240V239H62ZM110 240V239H109ZM133 240V239H132ZM149 240V239H148ZM151 240V239H150ZM32 241V240H31ZM78 241V240H77ZM83 241V240H82ZM115 241V240H114ZM139 241V240H138ZM167 241V240H166ZM69 242V241H66ZM167 242H170L169 240ZM166 242V243H167ZM26 243V242H24ZM43 243V241H42ZM64 243V241H63ZM109 243V242H107ZM72 244V243H71ZM136 244V243H135ZM144 244V243H143ZM147 244V243H146ZM118 245V244H117ZM116 245V246H117ZM134 245V244H133ZM163 244H161L162 246ZM165 245V244H164ZM114 246V245H113ZM132 246V245H131ZM137 246V245H135ZM139 246V245H138ZM137 246V247H138ZM59 247V246H58ZM134 247V246H133ZM80 248V247H79ZM158 248V249H159ZM63 249V248H62ZM133 249V248H132ZM147 249V248H146ZM59 250V249H58ZM148 250V249H147ZM163 250V253L161 252ZM132 251V250H131ZM144 251V250H143ZM61 252V251H60ZM88 252V251H87ZM149 252V251H148ZM147 252V253H148ZM151 252V251H150ZM63 253V252H62ZM154 253V252H153ZM160 253V254H158ZM64 254V253H63ZM21 256V255H20ZM60 256V255H59ZM155 256V257H156ZM64 257V256H63ZM62 259V258H59ZM29 260V259H28ZM42 260V258H41ZM141 261V260H140ZM46 262V261H45ZM138 262V261H137ZM36 264V263H35ZM73 264V263H72ZM75 264V263H74ZM122 264V263H121Z\"/></svg>",
    "mask_w": 264,
    "mask_h": 264
}]
</instances>
